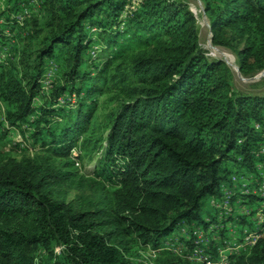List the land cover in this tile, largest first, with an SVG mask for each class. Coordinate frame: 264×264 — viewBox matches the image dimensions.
I'll use <instances>...</instances> for the list:
<instances>
[{
  "label": "trees",
  "instance_id": "trees-1",
  "mask_svg": "<svg viewBox=\"0 0 264 264\" xmlns=\"http://www.w3.org/2000/svg\"><path fill=\"white\" fill-rule=\"evenodd\" d=\"M34 1L9 3L17 14ZM202 1L213 44L233 48L245 40L240 73L263 72L264 0ZM38 3L47 16L43 25L30 24L32 16L23 25L10 23L0 13L6 19L0 52L8 29L23 45L20 56L14 48L0 60V128L9 134L28 124L34 144L59 159L71 160L77 150L90 161L102 154L95 173L113 191L93 210L81 209L57 198L73 182L72 172L45 157L1 161L0 264H132L135 240L158 249L175 229H195L204 223L206 202L222 201L225 191L252 209L264 202L239 193L243 177L264 178V96L236 92L230 68L207 59L186 6L179 0ZM52 62L56 83L46 104L35 108ZM68 96L77 103L58 107ZM110 97V106L101 103ZM56 245L65 252L56 255ZM247 251L229 263L264 264V238ZM162 256L159 264H193Z\"/></svg>",
  "mask_w": 264,
  "mask_h": 264
},
{
  "label": "rangeland",
  "instance_id": "rangeland-1",
  "mask_svg": "<svg viewBox=\"0 0 264 264\" xmlns=\"http://www.w3.org/2000/svg\"><path fill=\"white\" fill-rule=\"evenodd\" d=\"M179 1L187 7V10L192 16L193 20L191 21V25L194 26L195 32L198 35L200 47L205 52L207 59L210 61L223 62L232 71L234 75V90L246 96H264V71L252 77L242 76L240 73V60L238 54L243 50L245 40L234 42L233 48L216 46L213 44L211 20L206 14V4L202 0ZM13 7V2L9 3V0H0V13L5 11L7 16L10 17V23L15 22L16 24L23 25L31 16L32 18L29 20V23L32 25L34 24V20L37 21L38 25L46 23L47 16L43 14L38 0L33 2L31 9L24 10V12L21 11L17 14L13 12ZM130 8L131 7H128V9ZM4 24H6V19H0V25ZM5 34L8 36V45L3 47L4 49L0 52V60H5L10 57L12 55L11 49L14 48L19 49L16 55L20 56L19 53L23 51V45L20 44L19 41L11 38L12 34L9 29L5 31ZM44 34H46V31H44L41 36ZM231 36L232 34L229 33L227 37ZM209 44L212 47L228 52L234 57L235 67L227 63L223 58L212 54L209 50L204 48ZM101 49V44L94 46V53H92L94 59L97 52ZM49 67V72L42 80V92H44V94L43 96L35 98V108H40L46 104L50 92L56 83V70L58 66L52 62ZM112 97L108 100L102 98L100 101L101 103L104 101L108 102L110 106L111 102L114 100L109 102ZM68 103L76 104L77 99L75 96H68L66 99L61 98L58 107ZM108 110L107 108V111ZM1 118L2 114L0 112V119ZM33 134L34 130L28 128V124L23 125L19 129H11L9 134H5V129L0 128V135H2L1 138H3V141L0 142V162L12 158L17 161L30 159L35 162L43 163L45 157L54 167L65 168V171L72 172L75 175L73 182L59 188V195H57V198L73 205L80 204L81 209L86 207L93 210L96 205L100 204L99 202L105 197L104 194L106 192L113 191V188L109 185L105 188L102 181L98 180L95 173L97 162L102 157V154H96L90 161L85 154H79L77 150L72 153L71 160L59 159L51 156L50 153L43 152L40 145L34 144L32 138ZM261 153L264 154V147L261 149ZM69 161L71 165L66 166ZM259 168L264 169V165H260ZM242 182L243 184L239 186V193H241V196L246 194L247 196L253 195V197H255L254 195H256L264 199V178L253 180L251 176L249 178L243 177ZM94 183L99 185L93 186ZM226 190L229 189L227 188ZM225 194L226 197L222 200L224 201L222 204H216L214 207L209 205V202H206L205 206L200 210L204 223L197 226L195 229L187 226L175 229L172 235L165 239L158 249H154L151 246L144 247L135 240L128 256L129 260L132 264H159L157 262L158 259L163 257L162 253L167 252L173 254L177 259L187 260L193 264H230V256L238 254L244 249H248L247 252H250L257 244L254 243L256 238L258 236H263L262 238H264V202L256 209H252L249 202V205H241L239 200L233 203V196L229 199L227 198L226 191ZM233 195H235V193ZM217 205L220 206L216 207ZM253 211H257V213L253 215ZM241 216L250 221L248 225L237 222ZM54 252L56 255H61L65 252L64 247L56 245L54 247ZM43 254L44 253H39L38 257L42 258Z\"/></svg>",
  "mask_w": 264,
  "mask_h": 264
},
{
  "label": "bare ground",
  "instance_id": "bare-ground-1",
  "mask_svg": "<svg viewBox=\"0 0 264 264\" xmlns=\"http://www.w3.org/2000/svg\"><path fill=\"white\" fill-rule=\"evenodd\" d=\"M204 48L209 50L212 54H215V55L219 56L220 58H223L227 63L234 66V57H232L228 52H226L224 50L217 49L215 47H212V46H210V44L206 45Z\"/></svg>",
  "mask_w": 264,
  "mask_h": 264
},
{
  "label": "built area",
  "instance_id": "built-area-1",
  "mask_svg": "<svg viewBox=\"0 0 264 264\" xmlns=\"http://www.w3.org/2000/svg\"><path fill=\"white\" fill-rule=\"evenodd\" d=\"M226 193H227V198H229V199H230L231 196H233V193H232L231 191H226ZM225 197H226V194H225ZM225 197L223 198V200L225 199ZM223 202H224V201L216 202L215 200H213V201L211 202V205L215 207L216 204H219V203L222 204ZM218 206H220V205H217L216 207H218ZM262 237H263V236H262ZM262 237H261V236H258V237L256 238V240H255L254 243H257L258 240L261 239ZM196 256H198V255H196Z\"/></svg>",
  "mask_w": 264,
  "mask_h": 264
}]
</instances>
